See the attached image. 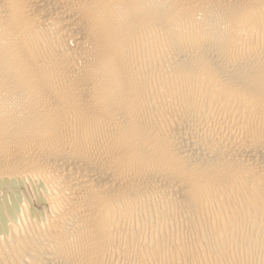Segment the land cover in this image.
<instances>
[{"label": "bare ground", "instance_id": "6f19581e", "mask_svg": "<svg viewBox=\"0 0 264 264\" xmlns=\"http://www.w3.org/2000/svg\"><path fill=\"white\" fill-rule=\"evenodd\" d=\"M0 264H264V0H0Z\"/></svg>", "mask_w": 264, "mask_h": 264}]
</instances>
